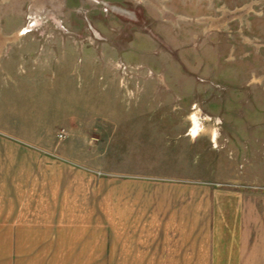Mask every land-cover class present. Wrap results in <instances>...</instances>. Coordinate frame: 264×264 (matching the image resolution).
Segmentation results:
<instances>
[{
  "label": "rangeland",
  "instance_id": "1",
  "mask_svg": "<svg viewBox=\"0 0 264 264\" xmlns=\"http://www.w3.org/2000/svg\"><path fill=\"white\" fill-rule=\"evenodd\" d=\"M51 28L60 32L45 36ZM8 59L39 75L17 109L63 126L73 156L96 153L107 172L236 185L264 221V0H0ZM12 76L0 68V105ZM257 235L247 264H264Z\"/></svg>",
  "mask_w": 264,
  "mask_h": 264
},
{
  "label": "crops",
  "instance_id": "2",
  "mask_svg": "<svg viewBox=\"0 0 264 264\" xmlns=\"http://www.w3.org/2000/svg\"><path fill=\"white\" fill-rule=\"evenodd\" d=\"M21 29L14 33L32 32ZM19 66L0 63L14 75L0 105V264H247L251 235L264 237L249 191L107 172L96 153L73 156V144L57 138L63 126L17 109L16 97L34 94L39 81Z\"/></svg>",
  "mask_w": 264,
  "mask_h": 264
},
{
  "label": "built area",
  "instance_id": "3",
  "mask_svg": "<svg viewBox=\"0 0 264 264\" xmlns=\"http://www.w3.org/2000/svg\"><path fill=\"white\" fill-rule=\"evenodd\" d=\"M67 137V132H66V130H64V129H60L59 131H58V133H57V138L58 139H64V138H66Z\"/></svg>",
  "mask_w": 264,
  "mask_h": 264
},
{
  "label": "bare ground",
  "instance_id": "4",
  "mask_svg": "<svg viewBox=\"0 0 264 264\" xmlns=\"http://www.w3.org/2000/svg\"><path fill=\"white\" fill-rule=\"evenodd\" d=\"M196 124H197V123H196ZM196 124H195V125H196ZM196 128H197V127H196ZM198 129H199V128H198ZM195 132H196L195 129H193V130H192V134H195Z\"/></svg>",
  "mask_w": 264,
  "mask_h": 264
}]
</instances>
